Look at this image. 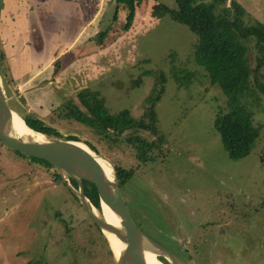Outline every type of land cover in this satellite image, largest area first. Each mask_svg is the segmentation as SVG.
<instances>
[{
	"label": "rangeland",
	"instance_id": "rangeland-1",
	"mask_svg": "<svg viewBox=\"0 0 264 264\" xmlns=\"http://www.w3.org/2000/svg\"><path fill=\"white\" fill-rule=\"evenodd\" d=\"M34 1L24 2L19 30L27 33L35 4L49 12L56 32L45 39L55 52L49 56L54 63L48 77L39 76L17 91L10 69L7 87L0 74L9 108L17 114L36 113L65 136L93 143L116 166L134 168L121 187L134 224L189 264H264V91L255 84L259 64L255 50L239 47L250 71L244 110L258 136L247 156L233 160L213 128L215 113L224 109L226 97L209 85L203 67L191 59L199 38L170 14L177 8L175 0H144L133 8L123 33L121 0H102L101 5L100 0H90L87 9L84 0H76L80 3L76 8L70 2ZM88 4L98 11L88 10ZM235 5L243 9L245 23L264 26V0H226L223 6L228 14ZM4 10L0 46L11 55L16 48L10 44L19 30H13V21L5 26ZM69 23L75 28L70 30ZM114 23L120 30L109 32ZM40 57L33 55L34 65ZM145 70L164 71L167 76L156 107L167 144L146 162H140L131 145L121 141L111 147L86 126L56 114L60 105L77 102L80 91L91 89L105 98L110 113L127 109L140 117L144 100L156 85L152 74L143 75L141 85L134 86V79ZM186 71L194 77L181 87L176 76L183 77ZM41 82L52 86L26 89ZM51 117H56L55 124ZM55 170L0 143V264H117L108 241L72 192L56 180Z\"/></svg>",
	"mask_w": 264,
	"mask_h": 264
},
{
	"label": "trees",
	"instance_id": "trees-1",
	"mask_svg": "<svg viewBox=\"0 0 264 264\" xmlns=\"http://www.w3.org/2000/svg\"><path fill=\"white\" fill-rule=\"evenodd\" d=\"M143 1L121 0V16L125 23L122 33L127 29L124 27L131 22L133 8ZM175 3L177 8L170 9V14L177 21L188 25L199 38L198 45L191 52V59L197 65L203 67L209 85L219 88L226 97L224 109H219L215 113L213 128L219 135L221 144L228 156L233 160L241 159L251 152L258 136V129L244 110L243 99L248 91L250 71L239 47H249L255 50L259 59V64L257 63L255 66V84L261 91H264V26L259 23L255 25L245 23L243 20L245 14H243V9L239 5H235L227 14L223 6L226 0H175ZM117 30H120L118 23H114L113 29L109 32ZM115 34L117 35V33ZM110 38V41H112L113 35ZM101 39L104 41L103 38ZM5 56L2 46H0V74L7 87L8 82L5 77L9 72V68L5 65ZM2 65L5 66L2 67ZM152 74L155 75L156 85L153 92L145 98L143 113L140 117L131 116L130 111L127 109L114 114L110 113L106 107L105 98L99 91L91 89L80 91L77 95V102L68 101L60 105L56 114L58 113V117L64 121H75L86 126L93 131L100 142L105 141L111 147L121 141L131 145L140 162H146L153 158L152 153L155 150L167 144V137L159 127L156 111L157 104L161 101L166 89L167 76L165 72L155 73L153 70H145L134 79V86L141 85L143 75ZM193 77L194 74L187 71L183 77L176 76L181 87L188 86ZM18 104H21L20 101H18ZM17 115L28 128L35 132L59 140L81 141L75 135L65 136L54 125L45 123V120L40 119L36 113L27 112L26 114ZM54 119L56 117H51V124L56 123ZM140 132L151 135L153 139L148 140L142 137L139 134ZM89 144L98 152L100 151L93 143ZM14 152L33 161L55 167L46 160L31 157L22 152ZM117 169L122 187L131 179L134 168H123L117 165ZM55 171L56 180L64 184L61 175L57 170ZM72 184L76 189L79 188L75 180H72ZM64 185L68 189L67 185ZM84 188L90 203L101 213L96 186L84 181ZM71 194L77 200L75 195ZM93 224L97 227L95 223ZM160 259L169 264L165 258ZM25 264L34 263L28 261Z\"/></svg>",
	"mask_w": 264,
	"mask_h": 264
},
{
	"label": "water",
	"instance_id": "water-1",
	"mask_svg": "<svg viewBox=\"0 0 264 264\" xmlns=\"http://www.w3.org/2000/svg\"><path fill=\"white\" fill-rule=\"evenodd\" d=\"M3 2L0 0V18ZM28 129L34 135H26L18 127L0 84V143L8 149L46 160L55 166L63 183L75 195L105 239L108 241L110 235L118 243L119 254L110 245L117 264H151L148 255H152L160 264H167L160 259L162 257L169 264H189L186 259L156 242L134 224L121 193L117 166L108 157L89 143L59 140ZM36 135L43 139L35 138ZM72 180L78 183V189L73 186ZM84 181L96 186L103 215L87 198ZM106 212L114 223L108 221Z\"/></svg>",
	"mask_w": 264,
	"mask_h": 264
},
{
	"label": "crops",
	"instance_id": "crops-1",
	"mask_svg": "<svg viewBox=\"0 0 264 264\" xmlns=\"http://www.w3.org/2000/svg\"><path fill=\"white\" fill-rule=\"evenodd\" d=\"M57 1L70 2V4L73 3L72 7L74 8H76V6L78 5L80 6V3H78V1L76 0H57ZM84 1H85L84 7L85 9H87V2H91V1L90 0L87 1L84 0ZM92 1H97V0H92ZM101 2L103 1L102 0L98 1V4L101 5ZM94 7H95V12L98 11L96 10V6L94 5L92 6L91 4H88V10H94ZM79 12H81L80 9ZM95 12H93V15H95ZM73 14H74V10L72 8L71 17H73ZM29 26L30 27L27 28V33L23 34V32L20 31L16 35L14 42L12 44H10L9 42L10 48L13 50L15 46L16 50H13V53L11 55H6L7 53L5 54L9 69L13 73L11 74L14 80L13 83L15 84L14 87L15 91H17V89L20 88V86L26 85L28 83H33V80H36L39 76L41 80L43 79V77H48L49 71L51 70L49 66H51L52 63H54V61H52V59H50L49 57L50 55L55 54L54 50L51 49L49 40L45 39L46 37L44 38L43 35L42 37L39 36V34L37 33L33 34L32 36L31 23L29 24ZM72 28L74 29L75 26L69 23V29L71 30ZM19 29L20 27L17 28L15 24L13 25V30L18 31ZM37 30L40 31L38 26H37ZM41 32L42 31H40V33ZM27 41H29V43L31 44L28 47H26V45L24 44V42ZM31 50L32 52H29ZM37 54L41 56L40 57L41 59L40 61L36 59L38 63L34 65L33 55H37ZM32 86L38 87V89L42 91V90H46V88H49L52 85L51 83L44 84V82H41L40 86L37 85L34 86V84H31V86L26 87V89ZM14 96L15 93H12L11 97Z\"/></svg>",
	"mask_w": 264,
	"mask_h": 264
},
{
	"label": "flooded vegetation",
	"instance_id": "flooded-vegetation-1",
	"mask_svg": "<svg viewBox=\"0 0 264 264\" xmlns=\"http://www.w3.org/2000/svg\"><path fill=\"white\" fill-rule=\"evenodd\" d=\"M25 1L26 0H4L2 10L5 8V10H4L5 13L3 14L4 19H5V26L12 21H13V24H15V26L17 28L20 27V24L22 25V21L24 20L23 19L24 16L22 18L21 15L23 13L22 8L26 3ZM36 2H37V0L34 1V3H36ZM11 6H12V8H11ZM34 7H35V11H36L37 16L33 13L32 17H34V18L32 19V23H31L32 36H33V34L37 33V34H39V36L42 37V35H43L44 38L45 37L47 38L46 34L56 32L55 26L50 25L51 14L49 12H46L45 9L42 6H40L39 4H35ZM44 7H46V5H44ZM13 11H15V12L12 13ZM6 12H8V14H6ZM1 13H2V11H1ZM38 18H42V20H41L42 22L39 23ZM34 23H36V25L39 27V30L42 31L41 32L42 34L40 33V31L37 30V26H35ZM20 31L21 30H19V32Z\"/></svg>",
	"mask_w": 264,
	"mask_h": 264
},
{
	"label": "bare ground",
	"instance_id": "bare-ground-1",
	"mask_svg": "<svg viewBox=\"0 0 264 264\" xmlns=\"http://www.w3.org/2000/svg\"><path fill=\"white\" fill-rule=\"evenodd\" d=\"M14 117L16 119V123H17L18 127L21 128L26 135H31V136L34 135V133L32 131H29L27 126L23 123L22 119L15 112H14ZM35 138L43 139V137H41L39 135H36ZM101 215H103V212H102ZM105 216H106V218L108 219L109 222L114 223V220L109 215V213L106 212ZM107 238H108L109 245H111V246L113 245V247H114V249L116 251V254H119L120 247H119L118 243L114 239H112L110 235H108ZM148 261L151 264H160L153 258L152 255H148Z\"/></svg>",
	"mask_w": 264,
	"mask_h": 264
}]
</instances>
